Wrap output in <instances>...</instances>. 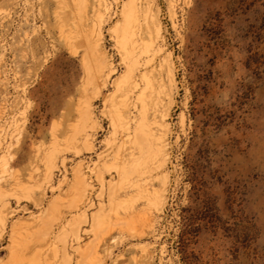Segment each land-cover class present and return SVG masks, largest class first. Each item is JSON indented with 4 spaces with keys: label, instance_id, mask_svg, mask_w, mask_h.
<instances>
[{
    "label": "rangeland",
    "instance_id": "obj_1",
    "mask_svg": "<svg viewBox=\"0 0 264 264\" xmlns=\"http://www.w3.org/2000/svg\"><path fill=\"white\" fill-rule=\"evenodd\" d=\"M0 264H264V0H0Z\"/></svg>",
    "mask_w": 264,
    "mask_h": 264
}]
</instances>
